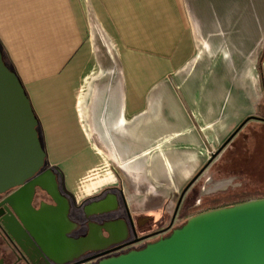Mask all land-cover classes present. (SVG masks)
<instances>
[{"label":"crops","instance_id":"crops-1","mask_svg":"<svg viewBox=\"0 0 264 264\" xmlns=\"http://www.w3.org/2000/svg\"><path fill=\"white\" fill-rule=\"evenodd\" d=\"M0 43L50 169L76 205L112 189L88 211L98 225L119 215L105 223L120 241L128 212L139 231L170 224L208 152L248 119L257 63L264 88V0H0Z\"/></svg>","mask_w":264,"mask_h":264},{"label":"water","instance_id":"water-1","mask_svg":"<svg viewBox=\"0 0 264 264\" xmlns=\"http://www.w3.org/2000/svg\"><path fill=\"white\" fill-rule=\"evenodd\" d=\"M252 120L264 122L257 117L246 119L183 190L170 228L189 190ZM38 126L39 121L25 88L18 75L5 64L0 49V198L13 191L12 195L0 201V226L17 244L31 242L44 253L48 252L47 247L31 229L28 217L21 208L22 197L33 196L37 186L50 191L56 206L43 208L48 213L41 211L37 214L38 218L44 219L48 215V221L53 222L62 216L69 226L71 224L67 217L69 205L58 192L54 173L49 170L41 173L47 153L42 146ZM114 224L91 223L87 238L81 240L69 239V229L49 228L46 232L61 238L66 245L78 246L89 240L95 228L100 230V235L106 231L111 238L108 226ZM124 229L126 234V227ZM98 264H264V199L195 215L183 227L144 249L104 259Z\"/></svg>","mask_w":264,"mask_h":264},{"label":"flooded vegetation","instance_id":"flooded-vegetation-1","mask_svg":"<svg viewBox=\"0 0 264 264\" xmlns=\"http://www.w3.org/2000/svg\"><path fill=\"white\" fill-rule=\"evenodd\" d=\"M251 117H256V116H251ZM257 118H262V117H257ZM252 121L263 122L262 120H252ZM230 144L231 143H229L228 146ZM221 147H219V149ZM222 153L219 156H221ZM41 173H43V171ZM54 176L60 196L68 202L69 210L67 217L71 226L68 225V223L62 218V216H58L57 220L53 222L48 221L49 220V218H47L48 215H46L44 219L38 218L37 214L41 213V211L42 213H48L45 210L43 211L42 210L43 208L47 209L52 206L55 207L56 202L54 201V199L52 198V196L48 191L43 190L41 187L37 186L35 188V192L33 196L22 197L21 208L24 210V212L28 217L29 223L31 225V229L37 235H39L41 242L44 243L45 247H47L48 252L43 253L39 251L34 245H32L31 242H23L22 244H17L15 240L11 239L0 226V264H84V263L98 264L100 261L104 259L119 257L121 255L127 254L135 250H142L149 244L155 243L161 238H165L169 236V234L173 230L182 227V226L179 227V225L176 223L179 222L178 217L180 215V210L183 202L180 206L176 219L171 228L170 226L172 224L174 215L172 217L170 224L161 231L152 232V233H147V231L144 232L142 230L139 231L138 227L135 225L133 219L131 218L128 212L127 218H129V221H128V225L126 224L127 234H126V238L123 241H120L121 238L123 237L120 236V238L118 237L119 240L116 241L114 239H116L117 237L113 239L103 238L106 243H104V245L100 247L81 246V245L77 246L71 243L70 244L67 243L68 245H66V243H63L64 241L61 238H58L56 235H51L49 231L46 232L47 229L57 228L60 231H63L64 229L65 230L69 229L68 230L69 233L67 234V237L73 240H79V239L81 240L87 238L89 234V226L91 223H93V218L87 213V208L95 204V202L97 201L91 203L90 202L91 198H90L84 201L83 203H81L80 205H76L74 203L73 198L63 190L62 186H60L58 175L54 173ZM12 193L13 191L9 192L5 197L12 195ZM5 197H1L0 201H2ZM175 212H176V208H175ZM40 219L41 221H45L44 224L40 223L41 222ZM55 222H57L58 224L55 225ZM107 223H109V221ZM156 233L159 234L152 236ZM137 240L140 241L135 243Z\"/></svg>","mask_w":264,"mask_h":264},{"label":"rangeland","instance_id":"rangeland-1","mask_svg":"<svg viewBox=\"0 0 264 264\" xmlns=\"http://www.w3.org/2000/svg\"><path fill=\"white\" fill-rule=\"evenodd\" d=\"M97 30V36L94 38L96 48L101 51L102 54L100 55L104 56L106 60H110L108 54L109 51L112 50V46L115 44V42L111 37L104 33V31L101 33L99 29ZM252 65L255 66L254 63ZM254 66L250 67L254 69ZM253 71L255 76L252 74ZM253 71L248 70V117L253 115L264 118V88L259 85L260 83L258 78L260 76V64L257 63L256 69ZM40 130L44 133L43 128H39V131ZM248 131L250 134L248 137L251 138L248 142V169L250 170L248 171V175H232L228 173H222V171H224L223 168L226 166V162H224L222 155L219 156L185 196L181 206L180 215L178 217L179 222L176 223L179 225V227H183L187 220L190 217H193V215L199 211L198 208L202 207L204 205V201L207 199H210L211 202L214 200L218 205L222 204L223 202H228L230 199H238L239 197L236 195L239 194L238 192H241V190L248 191L249 196V193L252 190L264 188V159L261 162L256 160L260 152L258 151L259 149H255L257 146H260L261 156H263L262 150L264 149V128L260 125V123L250 124L248 125ZM40 137L43 144V135L41 133ZM217 150L218 149L215 148L208 152L209 159L211 158L212 153H216ZM47 165L48 168L45 167L43 172L46 170L52 171L48 162ZM58 179L60 186H62L61 177L59 175ZM50 195L52 196L51 193ZM180 196L181 195L178 196L177 201H179ZM52 198L54 199L53 196ZM116 216L119 215L115 214L114 216L111 214L109 217L102 219V222L99 224H103L109 219L118 218Z\"/></svg>","mask_w":264,"mask_h":264},{"label":"trees","instance_id":"trees-1","mask_svg":"<svg viewBox=\"0 0 264 264\" xmlns=\"http://www.w3.org/2000/svg\"><path fill=\"white\" fill-rule=\"evenodd\" d=\"M0 49H1L5 64L7 65V67L12 72H15L13 67L11 66L8 58H7L6 52L3 48V46L1 45V43H0ZM260 71L261 72L263 71L261 65H260ZM259 123L264 128V122H260V121H252V122L248 123V125L259 124ZM248 125L236 136V138L231 142V144L223 151L222 158H223L224 162H226V166L223 168L224 171H222V173H224V174L228 173V174H232V175H248V171H250L248 169V148H249L248 142L251 139L250 137H248L250 135L249 131H248ZM39 126H38V132H39V136H40V131H39L40 127ZM40 140H41V137H40ZM42 146H43V144H42ZM43 148H44V146H43ZM255 149H259L258 151L260 152V154H258V157L256 158V160H258V162L259 161L261 162L264 159L263 158L264 157V149L262 150L263 156H261L260 146H257ZM258 151H257V153H258ZM46 168H48L47 161H46ZM110 192H111V190H106L100 196L91 198L90 202L91 203H93L94 201L98 202V201L102 200L103 198H105L106 196H108V194ZM238 193L239 194L236 195L239 197L238 199H230V201L223 202L222 204H218V205L216 204V202L214 200H213V202H211L210 199H207L206 201H204V205L202 207L198 208L199 211L196 212L193 216L201 214V213H205L208 211L220 209V208L233 207V206L238 205V204H243V203H247L250 201L264 199V188L252 190L249 193V196H248V191H246V190H241V192H238ZM90 202H88V203H90ZM97 202H95V203H97Z\"/></svg>","mask_w":264,"mask_h":264},{"label":"bare ground","instance_id":"bare-ground-1","mask_svg":"<svg viewBox=\"0 0 264 264\" xmlns=\"http://www.w3.org/2000/svg\"><path fill=\"white\" fill-rule=\"evenodd\" d=\"M120 225V226H119ZM109 231H111L112 234V239L118 236H123L124 234L121 232L122 229V225L121 224H114V225H110L108 226ZM123 231V230H122ZM105 240L103 239V237L100 235V230L95 228L93 230V233L91 235V237L89 238V240L82 242L80 245L81 246H94V247H100L102 245H104ZM97 245V246H96Z\"/></svg>","mask_w":264,"mask_h":264},{"label":"built area","instance_id":"built-area-1","mask_svg":"<svg viewBox=\"0 0 264 264\" xmlns=\"http://www.w3.org/2000/svg\"><path fill=\"white\" fill-rule=\"evenodd\" d=\"M215 153V152H214ZM214 153H212V154H214Z\"/></svg>","mask_w":264,"mask_h":264}]
</instances>
